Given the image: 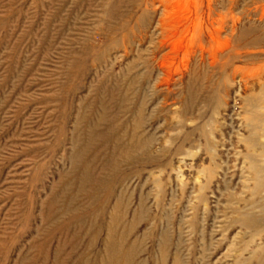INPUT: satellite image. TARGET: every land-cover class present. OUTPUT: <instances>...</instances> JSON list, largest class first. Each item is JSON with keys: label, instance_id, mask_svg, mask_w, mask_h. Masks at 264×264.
Masks as SVG:
<instances>
[{"label": "rangeland", "instance_id": "rangeland-1", "mask_svg": "<svg viewBox=\"0 0 264 264\" xmlns=\"http://www.w3.org/2000/svg\"><path fill=\"white\" fill-rule=\"evenodd\" d=\"M216 76L211 144L176 147L169 96ZM263 93L264 0H0V264H256Z\"/></svg>", "mask_w": 264, "mask_h": 264}, {"label": "crops", "instance_id": "crops-1", "mask_svg": "<svg viewBox=\"0 0 264 264\" xmlns=\"http://www.w3.org/2000/svg\"><path fill=\"white\" fill-rule=\"evenodd\" d=\"M218 76L219 78L221 77L220 75ZM219 78L216 76V83L210 84L209 87L206 86L205 89H204V85L201 83L200 88H198L197 90L195 86L198 85L195 84L196 82L194 80H191L189 85L187 86L188 87L186 90L187 94H184L185 96L183 94H178V93L175 94L173 93L172 96H169V97L178 98L177 104H180L182 109L179 112H174V113L168 112L167 114H169V118L165 119V121L170 122L172 119H175L176 123L181 125V127L182 126L185 127L187 123H195L191 128H189L188 131L180 132L173 139V143L174 145H176V147H180L185 144H187L188 146L191 144L194 145L195 144L194 137L198 139H203L206 143V146H209L211 144V140L209 139V133L207 132L208 126L212 124L211 122L212 119L214 118L215 112L223 109L225 105L226 93H228V89L225 90L223 86L222 83L223 78L221 79ZM170 94L171 93H169V95ZM257 94L258 92L255 94L247 95L244 99V108L247 111L246 112L247 115L252 116V112L254 110L253 99L254 96H256ZM196 98H202V99H200L199 102H196L195 101ZM263 104H264L263 97H261L258 103V109L261 106H263ZM261 121H263V119H261ZM169 125H171V123ZM204 128L206 130H204ZM168 131L173 133V132H177V129L175 131H172V129ZM144 149L145 147L143 145L140 146V144H138L135 161L140 162L145 160L154 163L156 160L151 156L148 159L138 157V155L141 154L140 152H143ZM127 150L128 148L126 147L125 153H127ZM210 184H211V177L205 178L204 184L199 187L200 192H205V190L209 188Z\"/></svg>", "mask_w": 264, "mask_h": 264}, {"label": "bare ground", "instance_id": "bare-ground-1", "mask_svg": "<svg viewBox=\"0 0 264 264\" xmlns=\"http://www.w3.org/2000/svg\"><path fill=\"white\" fill-rule=\"evenodd\" d=\"M186 31V30H185ZM257 43V42H256ZM170 45V44H169ZM173 46V45H172ZM171 46V47H172ZM253 46H254V44H253ZM210 48V47H209ZM219 50V49H218ZM211 55V54H210ZM233 58V57H232ZM221 59V58H220ZM208 62V61H207ZM226 63V62H225ZM222 64H223V62H222ZM223 66H225V65H223ZM222 67V66H221ZM237 69V68H236ZM233 71V70H232ZM100 87V86H99ZM100 89V88H99ZM98 93V92H97ZM264 94V93H263ZM102 97V96H101ZM103 98V97H102ZM113 98L111 97V100H112ZM109 100H110V98H109ZM109 102H111V101H109ZM208 102V101H207ZM112 103V102H111ZM117 104V103H116ZM115 104V105H116ZM122 104V105H121ZM121 104H120V106H118V108L119 107H123V100L121 101ZM114 105V106H115ZM95 108H96V110H97V112L98 113H100L101 115H100V121H102L103 123L104 122H106L107 121V114L109 113V111L110 110H112V108H111V105L110 104H108L107 102H105L104 100H102L99 96H97V99H96V103H95ZM119 109H122V108H119ZM99 120H98V123H100L99 122ZM260 127V126H259ZM254 129L255 128H257V127H253ZM89 138V137H88ZM90 139V138H89ZM255 142H257L256 140H255ZM146 143V142H145ZM75 144V143H74ZM256 144V143H255ZM90 147V146H89ZM84 148V147H83ZM77 149V148H76ZM79 149V148H78ZM82 149V148H81ZM83 150V149H82ZM79 151V152H74V158H73V160H72V162L74 161V169L76 168V166H77V162H76V160L80 157L79 156V154L81 155V152H84L85 150H87V151H89L90 149H88V147L85 149V150H83V151ZM87 154V153H86ZM127 154V153H126ZM82 156H83V154H82ZM84 157V156H83ZM127 157V156H126ZM94 160V159H93ZM79 161V160H78ZM86 164V163H85ZM79 167V166H78ZM84 167V166H83ZM111 167V166H110ZM85 168V167H84ZM85 170H88V169H85ZM76 171V170H75ZM89 171V170H88ZM83 172H84V170H83ZM87 172V171H86ZM84 175V174H83ZM87 173L85 174V177L83 176L82 177V175H81V178H83V180L84 179H86V177H87ZM89 178V177H88ZM80 179V178H79ZM89 180V179H88ZM93 182V181H92ZM87 183H85V182H82V180L80 181V187L81 188H83L85 185H86ZM79 188V187H78ZM80 190V189H79ZM78 190V191H79ZM84 190V189H83ZM82 193V192H81ZM78 195V194H77ZM73 200V199H72ZM72 200H70L69 202H71L72 203ZM75 200V199H74ZM92 201H93V199H92ZM71 205V204H70ZM116 207V206H115ZM88 208V207H87ZM117 208H118V206H117ZM68 209V208H67ZM67 211H69V209L67 210ZM53 216H51V218H52ZM54 218V217H53ZM74 217H72L71 218V220L73 221V220H76V219H73ZM112 218L113 217H111L110 219L112 220ZM252 220H253V218H252ZM251 220V221H252ZM70 221V220H69ZM113 221H114V218H113ZM264 221V217H261V218H254V220L252 221V225H253V227L254 228H258L259 226H261L262 224V222ZM65 224V223H64ZM64 224H62L61 226H59V232L58 233H60L61 232V230H62V226L64 225ZM112 224V223H111ZM71 225V224H70ZM263 225H264V223H263ZM65 227V226H64ZM64 227H63V229H64ZM67 229V228H66ZM68 232V231H67ZM258 233L259 232H257L256 231V233H255V236H257L258 235ZM55 234H54V231H52V232H50V233H48L47 234V236L48 237H50V239L54 236ZM254 236V237H255ZM108 242H110L111 241V238L110 237H108V240H107ZM107 242V243H108ZM113 242V241H112ZM112 249L113 248H110V246L107 244L106 245V247H105V256H106V258H107V260L109 259V263L108 264H111V256H112ZM131 250V249H130ZM59 253V252H58ZM127 253V252H126ZM131 253V255H132V250L131 251H129V254ZM117 254V253H116ZM130 256V255H129ZM58 256H56L55 258H56V262L54 263V264H57V258ZM105 258V257H104ZM105 258V259H106ZM128 258V257H127ZM47 259V258H46ZM113 259V258H112ZM107 260H106V262H104L103 264H107ZM81 261V260H80ZM127 263H129V262H127ZM255 263L256 264H264V252L262 253V255H260V256H258V258H256V260H255Z\"/></svg>", "mask_w": 264, "mask_h": 264}]
</instances>
